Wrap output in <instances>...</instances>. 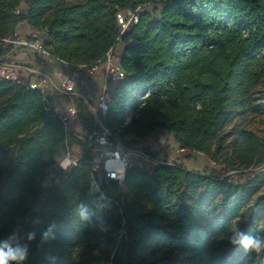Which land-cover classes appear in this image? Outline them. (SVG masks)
<instances>
[{
    "label": "trees",
    "instance_id": "16d2710c",
    "mask_svg": "<svg viewBox=\"0 0 264 264\" xmlns=\"http://www.w3.org/2000/svg\"><path fill=\"white\" fill-rule=\"evenodd\" d=\"M151 4L160 8L155 20L140 10ZM128 12L138 21L121 37L125 77L111 94L102 126L128 150L162 132L181 150L230 170L258 167L264 140L239 130L225 156L223 131L250 108L249 95L264 78V0H0V39L24 20L41 34L51 57L91 66L118 38L116 14ZM7 52L0 45V56ZM1 88L9 97L0 107V244L17 233L6 242L27 245L23 264H239L246 254L248 264H264V253L227 239L239 215L247 235L264 236V222L259 227L254 219L264 212V192L245 206L252 180L234 185L160 165L151 172L131 167L118 185L91 174L90 148L63 173L59 158L80 141L58 115L45 111L37 92L0 81ZM53 171L47 189L42 184ZM172 207L180 212L176 218L168 214Z\"/></svg>",
    "mask_w": 264,
    "mask_h": 264
},
{
    "label": "built area",
    "instance_id": "2783aa9c",
    "mask_svg": "<svg viewBox=\"0 0 264 264\" xmlns=\"http://www.w3.org/2000/svg\"><path fill=\"white\" fill-rule=\"evenodd\" d=\"M22 11L23 6L17 8L14 15L18 17ZM116 21L119 30L118 38L102 59L91 66L76 67L51 57L44 48L41 34L30 29L24 20L20 21L11 36L0 39V45L8 49L6 54L0 56V81L37 92L41 96L45 111L58 115L69 134H71L70 122L81 126L80 136L71 134L80 141V145L76 147V155H71L67 148L58 160L57 167L63 173L75 167L85 148H90L93 153L90 163L91 174L99 179L122 185L126 171L134 164L138 167L145 162L154 167L171 164L162 162L159 157L150 158L145 151L125 149L120 140L102 126V118L112 94L106 88H101L94 99L90 95H80L76 92L81 82L95 80L101 69L100 78L104 84L114 83L117 86L124 79L125 74L121 68L120 59L125 44L122 43L121 37L129 27L136 25L138 15L136 12H128L126 15L118 13ZM22 52H30L40 58L58 62L68 69V73L60 79L57 86L44 75L30 80L29 75L33 71L12 60ZM61 98L67 99L69 105L66 106ZM131 115V110L125 113L124 125L130 121ZM42 186L48 189L51 184H42Z\"/></svg>",
    "mask_w": 264,
    "mask_h": 264
},
{
    "label": "rangeland",
    "instance_id": "374dc122",
    "mask_svg": "<svg viewBox=\"0 0 264 264\" xmlns=\"http://www.w3.org/2000/svg\"><path fill=\"white\" fill-rule=\"evenodd\" d=\"M84 0H65L66 4H76ZM144 13L151 14V20H155L158 17L160 8L155 4L144 5L140 9ZM151 22V21H150ZM264 55V51L262 53ZM9 89L1 88L0 89V107L9 97ZM250 99V108H246L236 116L228 126L225 127L223 131V136L225 137V156H230L231 154V144L234 139V134L239 130H247L255 134L258 138L264 140V78L261 84L251 91L249 95ZM143 141V140H142ZM164 142V148L160 151L159 158L162 162L166 164L179 166L189 172L194 173H206L211 174L217 177L220 180L227 179L228 183L243 185L247 181L252 180V184L249 186L245 194V206H251L254 200L263 194L264 192V157L260 165L256 168L249 170L235 169L230 170L226 165L221 164V161L213 162L203 156L202 154L196 153L192 150H181L179 146L174 142V144L169 145L166 141L165 133H159L158 135H150L147 141L144 143H139L135 146V149L140 151L147 152L149 150L147 145H150L154 142ZM77 145H69L68 152L71 155H76ZM150 153V152H149ZM152 154V153H150ZM154 155V154H153ZM13 156V150L10 149L7 152V161L5 164L11 161ZM135 165V164H134ZM133 167H138L135 165ZM140 168L144 171L149 170L151 172L154 170V166L151 164L143 163ZM54 169V168H53ZM52 169V170H53ZM251 171V172H248ZM254 175V176H253ZM253 176V177H252ZM55 172H50L46 179L44 180V185L53 184ZM258 177V178H257ZM188 205L186 201L182 205V209ZM168 214L172 218H176L180 215L178 208H170ZM255 221L258 223V226L261 227L264 222V212L261 211L257 216L254 217ZM239 222V227L246 221V218L242 215H239L232 223ZM232 235L229 232L228 237ZM227 237V239H228ZM229 241V239H228ZM248 254L241 257L239 264H248Z\"/></svg>",
    "mask_w": 264,
    "mask_h": 264
},
{
    "label": "crops",
    "instance_id": "0c3cea01",
    "mask_svg": "<svg viewBox=\"0 0 264 264\" xmlns=\"http://www.w3.org/2000/svg\"><path fill=\"white\" fill-rule=\"evenodd\" d=\"M12 60L14 62H17L18 64L24 66L25 68L33 71L31 75H29L30 80H34L35 78L39 76H47L51 82L54 85H58L61 78H63L67 73L68 69L61 65L58 62H55L48 58H40L36 56L33 53L30 52H22L21 54H18L17 56L13 57ZM102 69L99 70V73L97 75V78L93 81L85 80L80 83V86L76 88V92L80 95H90L93 99L96 96V93L99 92L101 88H106L107 91L110 93L114 92V88H116V85L114 83L104 84L102 82V79L100 78V73ZM61 101L68 106L69 101L65 98H61ZM76 102V105H78V102ZM69 129L71 131L72 135H81L82 134V128L77 123L70 122L69 123ZM159 133H155L153 135H158ZM166 141L169 145L174 144V140L170 134H166ZM148 138L144 139L140 143H144V141H147ZM164 142H154L150 145H147L146 147L149 148L148 152L154 154L157 158L159 157L160 151L164 148Z\"/></svg>",
    "mask_w": 264,
    "mask_h": 264
},
{
    "label": "clouds",
    "instance_id": "9594fccd",
    "mask_svg": "<svg viewBox=\"0 0 264 264\" xmlns=\"http://www.w3.org/2000/svg\"><path fill=\"white\" fill-rule=\"evenodd\" d=\"M81 215L84 219H87L86 211L81 206ZM54 227V226H53ZM228 231L232 233L228 237L229 242L232 245L240 244L244 250L251 251L260 255L264 253V236H252L247 235L240 227L239 222L230 223ZM52 227H50L44 234V240H47L51 235ZM16 239L17 233L10 234V237L5 238V242L0 244V264H23L28 256V247L26 244L17 245L15 248L11 247L6 241L7 239ZM35 238V233H29L27 239L29 241Z\"/></svg>",
    "mask_w": 264,
    "mask_h": 264
}]
</instances>
